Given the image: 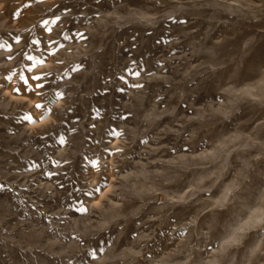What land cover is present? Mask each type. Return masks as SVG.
<instances>
[{
    "label": "rangeland",
    "instance_id": "obj_1",
    "mask_svg": "<svg viewBox=\"0 0 264 264\" xmlns=\"http://www.w3.org/2000/svg\"><path fill=\"white\" fill-rule=\"evenodd\" d=\"M0 264H264V0H0Z\"/></svg>",
    "mask_w": 264,
    "mask_h": 264
},
{
    "label": "snow or ice",
    "instance_id": "obj_2",
    "mask_svg": "<svg viewBox=\"0 0 264 264\" xmlns=\"http://www.w3.org/2000/svg\"><path fill=\"white\" fill-rule=\"evenodd\" d=\"M45 23H47V21H46ZM33 79L40 80L41 77L37 76V77H33ZM25 82L27 83V81H25ZM36 87H37V88H42V87H44V85H43V84H38ZM17 91H19V90L17 89ZM29 91H35V89H33V88L31 87V85H29ZM36 107H37V108H42L43 105H41V104H37ZM26 118L31 119V117H26Z\"/></svg>",
    "mask_w": 264,
    "mask_h": 264
},
{
    "label": "bare ground",
    "instance_id": "obj_3",
    "mask_svg": "<svg viewBox=\"0 0 264 264\" xmlns=\"http://www.w3.org/2000/svg\"><path fill=\"white\" fill-rule=\"evenodd\" d=\"M251 14V13H250ZM137 17V16H136ZM117 24V23H116ZM255 92H257V91H255ZM255 94V93H254ZM255 96H256V94H255ZM263 103V102H262ZM257 213V212H256ZM255 243V242H254ZM50 254V253H49Z\"/></svg>",
    "mask_w": 264,
    "mask_h": 264
}]
</instances>
